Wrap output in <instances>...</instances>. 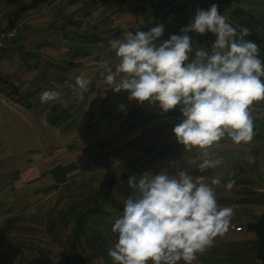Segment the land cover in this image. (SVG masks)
Instances as JSON below:
<instances>
[{
	"label": "rangeland",
	"instance_id": "1",
	"mask_svg": "<svg viewBox=\"0 0 264 264\" xmlns=\"http://www.w3.org/2000/svg\"><path fill=\"white\" fill-rule=\"evenodd\" d=\"M30 1L0 0V21L7 12L15 13L20 9V5ZM135 5L112 4L111 24L103 28L104 21H101L97 31L112 29L105 37L116 34L118 27L135 32V23L138 24L136 16L133 20ZM101 12L104 10L101 9ZM70 14H73V11ZM12 16L13 13L8 14L5 20L9 21L8 18ZM170 34L172 33H164L158 43L168 39ZM194 40L192 43L196 44ZM212 44L207 38L202 42L203 48L208 50H211ZM110 49V44L95 48V62L99 65L102 63L101 67L104 66V61H108L112 67L119 63V58L116 54L111 55ZM103 54L105 56L100 57ZM100 77L101 73L96 74V94L100 93V110L103 112L104 104L113 106L110 113L104 112L103 118L99 116L96 121L97 113H93L95 108L89 105L87 113H90L84 119L87 123L91 119L96 126H101H98L100 130L93 129L87 141L88 144L106 141L105 143L109 142L111 146L96 148L95 152L87 155L82 153L81 171L68 183L59 185V190L53 194L46 193L47 188L42 191L43 185H47V179L42 182L36 180V176L31 173L33 166L24 167L31 165L26 160L40 155L36 150L46 146V139L55 140L56 136L53 132V135L47 132L40 135L45 143L41 140L40 143L37 142V134L31 131V123L25 118L31 117V112L25 105L17 102V94L14 93L10 82L5 79L4 82L1 78L0 264H76L75 255H71L69 245L72 236L70 228L62 229L61 223L52 226L53 221L60 219L64 207L74 200H79L84 194L101 191V186H105L109 180V172H115V183L128 188L127 179L133 174L139 177V174L145 172L158 174L165 171L169 175H175L179 169H185L194 178L204 176L206 183L219 177L221 183L214 186L218 205L232 207L235 211L229 231L222 237L218 236L213 246L205 253L198 254L194 264H260L256 258L257 236L247 229V224L253 223L264 214V128L257 127L254 130L250 143L236 144L226 135L219 145L208 150L211 158L222 157L223 162L216 168L201 173L198 165L202 162V153L196 149L185 151L173 132L174 127L184 119L179 105L164 112L159 102L152 104L145 101L141 104L130 100L129 93L125 90L119 93L111 88L108 90L104 79L100 80ZM108 94L111 95L107 96ZM10 99L16 102L11 104ZM86 100H81L83 110L87 109L84 105ZM24 109L27 113L23 112ZM36 109L40 113L44 110L38 106ZM250 114L263 124L264 100L255 101L250 106ZM32 118L36 121L35 128L41 131L42 122L33 116ZM81 123H84V120ZM80 141L81 146L87 145L82 138ZM23 159H26L25 162L18 163ZM229 179L235 180L231 190L226 188ZM115 198L124 200L120 194ZM116 212L117 210H114L113 214L119 218L122 214ZM113 224L92 225L93 229H87L84 237L88 241L82 242L76 249L82 254L85 264H113L107 254V250L118 239V234L111 230ZM237 227H243L241 233L235 232ZM51 228L53 230H50ZM98 245L101 253L93 256L98 250ZM179 264L184 262L180 261Z\"/></svg>",
	"mask_w": 264,
	"mask_h": 264
},
{
	"label": "clouds",
	"instance_id": "2",
	"mask_svg": "<svg viewBox=\"0 0 264 264\" xmlns=\"http://www.w3.org/2000/svg\"><path fill=\"white\" fill-rule=\"evenodd\" d=\"M218 7L213 3L208 10L198 9L182 34H170L159 43L162 24L148 31L125 30L121 39L109 41L119 58L115 72L104 61L102 74L109 88L127 91L130 100L159 102L164 112L179 105L184 119L173 132L185 151L202 153L201 173L223 162L222 157L211 158L208 150L226 135L236 144L253 140L250 106L264 100L259 46L244 39L248 28L238 33ZM209 32L216 37L211 50L196 49L190 60L193 36L189 33ZM117 74H121L119 82ZM90 83L84 74L78 75L73 91L83 95ZM60 97L59 91L45 90L40 99L44 104ZM127 183L132 194L112 225L118 239L107 250L113 264H194L198 254L230 229L235 211L218 205L214 186L221 183L219 177L206 183L204 176L194 178L179 169L175 175L145 172L138 178L133 174ZM234 185L235 180L229 179L226 188Z\"/></svg>",
	"mask_w": 264,
	"mask_h": 264
},
{
	"label": "crops",
	"instance_id": "3",
	"mask_svg": "<svg viewBox=\"0 0 264 264\" xmlns=\"http://www.w3.org/2000/svg\"><path fill=\"white\" fill-rule=\"evenodd\" d=\"M213 3L219 6L218 11L237 28L238 33L242 27L249 29V35L244 39L259 46L260 58L264 61V0H48L38 4L33 10L21 11L15 20L13 16L8 18L9 21L5 20L6 16L13 12L4 15L0 21V29L9 27L12 23L11 26L17 24L19 36L0 54V76L13 84L18 93L17 102L25 105L30 114L42 122L39 131L35 128V119L32 116H25L31 123L33 128L31 131L37 134L35 137L39 141L35 140L38 143L40 140L45 143L40 135L47 132L56 136L55 140L46 139V146L36 150L40 155L18 162L26 160L31 163L24 168L33 166L31 173L36 176V180L42 182L43 179H47V185L45 187L43 185L42 191L47 188L46 193L53 194L59 190V185L62 186L75 177L82 169V153L87 155L95 152L96 148L111 146L109 142L105 143L106 141L88 144L87 138L91 136L93 129L100 130L98 126L101 125L96 126L91 119L87 123L84 118L90 113V111L87 113L89 105L95 108L93 113H97L96 121L99 116L103 118L104 112L110 113L113 106L104 104L103 112L100 110V93L96 94L95 79L99 73L100 80L104 79L102 74L105 73V64L102 67V63L97 64L96 53L94 54L96 47L105 46L114 39H121L124 31L128 30L118 27L117 30L123 33L111 34L108 37H105L106 33L112 29L97 31L96 28L101 21H104L103 28L111 24L112 4H136L133 7V20L136 16L138 24L135 21L134 23L137 30L147 31L162 24L164 28L167 27L164 30L165 34H182L181 29L194 20L197 10H208ZM101 9L104 12H101ZM72 11L73 14H70ZM153 24L155 25L151 26ZM189 34L196 40L193 50L195 47L203 48L202 42L205 38L212 43L216 39L210 32L206 35ZM109 52H112L111 55L116 54L112 48ZM104 56L105 54L100 57ZM108 66L115 72V66L112 67L109 63ZM81 74H84L91 83L88 91L78 95L73 91V86L75 77ZM120 76L121 74H117V82ZM106 86L111 90L107 84ZM45 90L59 91L60 99L42 104L40 97ZM109 95L111 94L107 96ZM20 98L22 101L19 102ZM82 99H87L86 102L90 103L84 102L86 110L80 105ZM15 102L13 99L9 101L11 104ZM36 106L39 109L46 106V110L40 113ZM23 112L27 113L25 109ZM252 119L254 130L257 127L264 128V122L262 124L257 118ZM83 120L84 123H81ZM81 138L86 141V146H81ZM25 152L24 149L23 153Z\"/></svg>",
	"mask_w": 264,
	"mask_h": 264
},
{
	"label": "trees",
	"instance_id": "4",
	"mask_svg": "<svg viewBox=\"0 0 264 264\" xmlns=\"http://www.w3.org/2000/svg\"><path fill=\"white\" fill-rule=\"evenodd\" d=\"M46 1L48 0H31L26 5L21 6L20 9L15 11V13L13 12V19L15 20L20 15L19 13L21 11L33 10L38 4ZM11 21L13 20L11 19ZM11 25L9 27L0 29V31L17 26V24H14L13 26ZM117 33H123V31L119 30ZM17 38L14 40V42L17 40ZM10 43L11 42L6 45V48ZM196 49L197 48L195 47L191 53L190 60L195 58ZM11 85L14 93L18 94L15 91L13 84ZM108 174L110 175L109 180L105 183V186H101V191L84 194L79 200L72 201L69 203V205L64 207V210L61 211L60 219L55 220L52 223V226H55L57 223H61L62 229L70 228L72 236L69 245L71 255H75L74 262L76 264H85V259H83L82 254H80L76 249L81 246L82 242L88 241V239L84 237V235L87 234V229H93L92 225L114 223L117 218V216L113 214L114 210H117L116 213H120L121 215L123 210V201L132 194V189L129 187L126 188L118 185V183H115L114 179L117 177L115 172H109ZM111 193L112 195L110 196ZM119 194L124 199L121 200L122 202L115 198ZM247 229L254 232V234L257 236L256 258L260 264H264V214L253 223L247 224ZM50 230H53V228ZM96 248L98 250L93 256L101 253L100 246L98 245Z\"/></svg>",
	"mask_w": 264,
	"mask_h": 264
},
{
	"label": "built area",
	"instance_id": "5",
	"mask_svg": "<svg viewBox=\"0 0 264 264\" xmlns=\"http://www.w3.org/2000/svg\"><path fill=\"white\" fill-rule=\"evenodd\" d=\"M19 36V26L10 27L9 29L0 31V53L6 48L9 42H14V40ZM243 227L235 228V232H242Z\"/></svg>",
	"mask_w": 264,
	"mask_h": 264
}]
</instances>
